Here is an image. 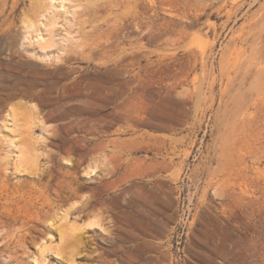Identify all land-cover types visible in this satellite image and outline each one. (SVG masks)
Segmentation results:
<instances>
[{
	"label": "rangeland",
	"instance_id": "rangeland-1",
	"mask_svg": "<svg viewBox=\"0 0 264 264\" xmlns=\"http://www.w3.org/2000/svg\"><path fill=\"white\" fill-rule=\"evenodd\" d=\"M106 261L264 264V0H0V264Z\"/></svg>",
	"mask_w": 264,
	"mask_h": 264
},
{
	"label": "bare ground",
	"instance_id": "bare-ground-1",
	"mask_svg": "<svg viewBox=\"0 0 264 264\" xmlns=\"http://www.w3.org/2000/svg\"><path fill=\"white\" fill-rule=\"evenodd\" d=\"M96 227H97V224H91V225H89V228H85V230L92 231V230H95ZM102 264H112V262H107L106 261V262H103Z\"/></svg>",
	"mask_w": 264,
	"mask_h": 264
}]
</instances>
